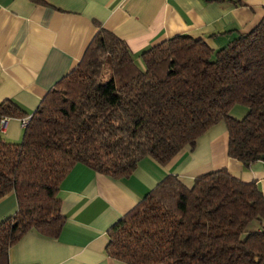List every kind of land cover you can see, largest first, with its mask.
<instances>
[{"label":"trees","instance_id":"trees-1","mask_svg":"<svg viewBox=\"0 0 264 264\" xmlns=\"http://www.w3.org/2000/svg\"><path fill=\"white\" fill-rule=\"evenodd\" d=\"M236 106L247 109L244 118L231 115ZM9 119L27 120L20 143L2 136ZM220 122L231 159L250 168L264 157V21L216 50L176 36L143 51L140 62L99 27L34 113L0 102V201L17 200L15 214L0 222V264L30 232L59 239L61 186L77 165L129 178L141 160L165 166ZM255 221H264L255 182L226 169L190 187L170 175L108 230L105 253L125 264H264V232H247Z\"/></svg>","mask_w":264,"mask_h":264},{"label":"crops","instance_id":"crops-1","mask_svg":"<svg viewBox=\"0 0 264 264\" xmlns=\"http://www.w3.org/2000/svg\"><path fill=\"white\" fill-rule=\"evenodd\" d=\"M0 0V102L11 100L29 115L47 92L81 61L99 27L125 41L138 62L143 51L176 36L227 45L264 21V0ZM236 106L231 115L246 116ZM23 119L6 120L2 136L20 143ZM229 134L220 122L167 165L145 158L129 178L115 180L77 165L61 186L66 218L59 239L28 233L9 252V264H125L107 256L108 230L170 175L192 186L201 175L226 169L255 182L264 195V157L250 168L228 155ZM17 200L0 201V222L15 214ZM247 232H264L255 221Z\"/></svg>","mask_w":264,"mask_h":264},{"label":"built area","instance_id":"built-area-1","mask_svg":"<svg viewBox=\"0 0 264 264\" xmlns=\"http://www.w3.org/2000/svg\"><path fill=\"white\" fill-rule=\"evenodd\" d=\"M4 123H5V121H3L2 126L4 125ZM26 124H27V120H23V126L24 127L26 126ZM2 126H1V128H2Z\"/></svg>","mask_w":264,"mask_h":264}]
</instances>
